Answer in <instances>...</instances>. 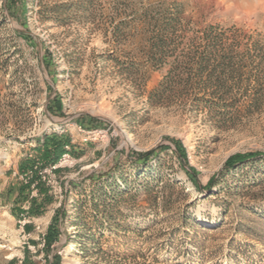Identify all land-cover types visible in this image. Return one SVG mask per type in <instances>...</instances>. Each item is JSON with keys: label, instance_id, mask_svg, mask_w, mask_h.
Instances as JSON below:
<instances>
[{"label": "rangeland", "instance_id": "1", "mask_svg": "<svg viewBox=\"0 0 264 264\" xmlns=\"http://www.w3.org/2000/svg\"><path fill=\"white\" fill-rule=\"evenodd\" d=\"M174 4L182 16L173 47L155 65L142 14ZM218 35L239 56L228 91L212 83L224 76H188L196 69L186 65L173 78L177 60ZM155 89L159 104L149 99ZM53 133L73 146L42 170L53 203L15 218L7 190L18 162ZM146 152L155 180L128 197L129 229L105 231L83 252L68 198L116 167L133 176ZM237 154L264 160V0H0V264H264V187L205 190L212 178L231 183L224 164ZM56 211L66 217L45 249Z\"/></svg>", "mask_w": 264, "mask_h": 264}, {"label": "trees", "instance_id": "2", "mask_svg": "<svg viewBox=\"0 0 264 264\" xmlns=\"http://www.w3.org/2000/svg\"><path fill=\"white\" fill-rule=\"evenodd\" d=\"M142 15L151 29L150 34H147V46L151 48L153 63L161 65L167 59L169 51H171L170 48L173 47L171 46L172 36L176 27L180 24L182 10L178 4H174L171 10L161 8L157 17L150 13V9H146ZM221 41L222 38L219 35L214 36L210 40V46H198L194 52L185 54L181 58L182 60H177L175 65L177 72H175L173 78H178L180 75V72H178L179 67L186 65L196 69V72L188 71V76L197 77L201 74L224 76L223 80L219 78L212 83L220 92L228 91L230 88L226 86L227 78L236 71L237 65L239 67V64L236 63L239 56L235 54L231 46H220ZM166 80H168V76L165 78ZM163 96L164 93L160 89H155L151 92L149 99L159 104ZM66 147H73L66 136L53 133L37 141L36 146L32 149L33 156L30 154L19 160L16 182L7 190L9 195H15L9 210L12 216L15 218L39 217L53 203V194L44 179L42 170L46 166L56 165L62 155L68 153L65 150ZM176 149V155L184 160L181 154L183 150L180 151L178 147ZM69 153L76 154L73 149ZM151 154L152 152L137 154L141 163L140 166L134 169L133 176L126 175L116 167L107 175L93 181L87 192L81 190L75 197L68 198V200H71L70 211L73 212V215L69 217L70 226L85 232L83 236L79 234L78 238L74 239L83 252H87L83 247L88 243L98 245L105 231L120 230L126 232L129 229L125 224L127 217L122 209L125 207L128 197L132 199V195L136 196L139 192L138 184L143 186L141 188L143 192H151L153 180H155L151 176L154 170L152 171L147 165ZM255 158H257L256 154H237L229 157L224 164V168L227 172L234 171L230 176L231 183L226 184L225 181L220 183V181L212 178L205 186V190L210 191L212 187H215L216 193L225 192L234 195L238 191L239 183L243 180L250 188L264 187V160L255 161ZM251 159L252 162L249 166L243 168ZM241 167L242 170L236 172ZM249 172L256 174L254 180L257 182L248 180L249 175H251ZM194 173V170L191 169L189 179L201 190V187L192 178ZM32 191H35V197L31 196ZM66 202L67 199L62 202V205L65 206ZM24 204L27 205V210H23ZM17 212L25 214V216H19ZM64 217H66L65 213L59 214L56 211L44 238L45 249L49 248L56 238V225L59 218L64 219ZM23 227L26 231L30 228L28 224H24ZM131 229L138 233V226Z\"/></svg>", "mask_w": 264, "mask_h": 264}, {"label": "bare ground", "instance_id": "3", "mask_svg": "<svg viewBox=\"0 0 264 264\" xmlns=\"http://www.w3.org/2000/svg\"><path fill=\"white\" fill-rule=\"evenodd\" d=\"M206 224H208V226H210V225H214V222H213V221H212V222H208V223H206V222H202V223H201V226H204V225H206ZM1 246H2V245H1ZM68 252H69V253H73L74 250L69 246Z\"/></svg>", "mask_w": 264, "mask_h": 264}, {"label": "crops", "instance_id": "4", "mask_svg": "<svg viewBox=\"0 0 264 264\" xmlns=\"http://www.w3.org/2000/svg\"><path fill=\"white\" fill-rule=\"evenodd\" d=\"M14 199V198H13ZM13 201V200H12Z\"/></svg>", "mask_w": 264, "mask_h": 264}]
</instances>
